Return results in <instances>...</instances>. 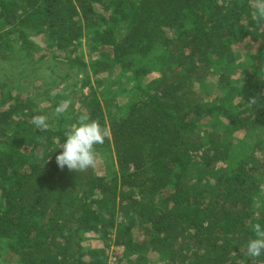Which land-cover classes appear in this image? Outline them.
I'll list each match as a JSON object with an SVG mask.
<instances>
[{
	"label": "trees",
	"instance_id": "trees-1",
	"mask_svg": "<svg viewBox=\"0 0 264 264\" xmlns=\"http://www.w3.org/2000/svg\"><path fill=\"white\" fill-rule=\"evenodd\" d=\"M251 11L250 0H0V66L64 58L86 39L94 60L69 64L98 84L115 68L128 73L117 85L132 80L103 99L91 87L85 111L55 112L41 132L32 117L60 102L46 95L36 110L25 68L0 78L5 264H104L84 246L90 232L113 236L116 264H264L246 255L251 225L264 227V26ZM43 33L48 56L31 37ZM81 114L109 130L96 146L103 174L57 166Z\"/></svg>",
	"mask_w": 264,
	"mask_h": 264
},
{
	"label": "rangeland",
	"instance_id": "rangeland-1",
	"mask_svg": "<svg viewBox=\"0 0 264 264\" xmlns=\"http://www.w3.org/2000/svg\"><path fill=\"white\" fill-rule=\"evenodd\" d=\"M31 37L32 39L36 40L42 47V50L38 52V55L45 54L48 56L49 52H47V48H49V46L47 44L46 34H31ZM236 49L241 52L244 51L243 46H238ZM38 55H35V58L38 57ZM64 55V58L63 56L54 59H48L46 57L42 59L41 62H39L38 58L35 60H24V58H21V55L18 54L16 56H13V60L9 61V63L0 66V78L4 79L5 77L15 75L18 79V77L21 76L22 69L25 68L23 78L27 77L30 80V84L26 85L30 90V93L34 95L33 106L36 110H39L41 108L46 109L47 107H49L50 104L47 103L48 98H46V95H50L54 96V98L59 102L63 100L70 101L67 112H73L75 114L76 112L82 113L83 111H85V104L83 102L88 101L92 97L93 90L90 89L91 87L97 90L96 94H98L104 88L105 92L103 94H99L98 96L94 94L99 99H103V97L105 96L113 97L115 95H118L122 88L128 89L132 84V80L124 81L123 85H117L115 83L116 79H121L123 75L127 73L122 72L116 75L115 73L119 71L118 68H115V73H100L99 80L102 81V83L98 84L99 81H95V77L93 76V74H91V69L89 67H86L84 69L82 67L76 66V64L70 63V65L66 59L67 56L77 58L78 60H81L85 63H90L94 60L96 53L91 52L86 39H83L80 45L73 46L69 50L65 51ZM143 62L145 63L144 66L148 69H155L153 61L151 59H147ZM64 75L67 76L64 78ZM214 76L207 77L206 79L211 81L215 80L216 78ZM87 80L88 82L86 83ZM244 84L245 82L241 81V85L243 86ZM109 85L112 87L110 88ZM198 88H200L199 85ZM9 91H11L13 95H15L17 90H6L3 95L4 99H7L6 96ZM213 92L210 91L206 97L212 96ZM46 114L48 117H54L55 111L54 109L48 111L46 110ZM220 115L222 116V114ZM218 118L224 119V117ZM238 135H241V133H239ZM95 169L103 174L104 167L103 163H101V159L96 161ZM112 238L113 236H111V240H109L108 238H103V236L90 232L85 235L84 246L86 248L103 251L102 260L104 264H116L117 255H120L119 252L122 250V248L114 245V243H112V241L114 242ZM8 255L10 256V254L6 252H0V264H5L4 259H7ZM12 258L15 259V257L13 256ZM148 258L153 259V256H151L150 254ZM152 261L148 264H152ZM8 264H16V262L12 263L10 261Z\"/></svg>",
	"mask_w": 264,
	"mask_h": 264
},
{
	"label": "clouds",
	"instance_id": "clouds-1",
	"mask_svg": "<svg viewBox=\"0 0 264 264\" xmlns=\"http://www.w3.org/2000/svg\"><path fill=\"white\" fill-rule=\"evenodd\" d=\"M251 19L259 26H264V0H250ZM259 96L249 98V103L256 104ZM70 101L63 100L56 107L57 116L67 112ZM49 117L47 114H38L32 117L36 130L46 132L49 130ZM109 130L101 125L99 119H92L88 114H81L77 122L72 124L65 133V140L60 144L62 151L56 156L57 166L63 170L83 172L94 168L97 161V145H103L109 137ZM254 236L247 242L246 255L250 260L264 255V227L260 223L251 225Z\"/></svg>",
	"mask_w": 264,
	"mask_h": 264
}]
</instances>
